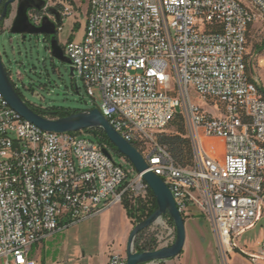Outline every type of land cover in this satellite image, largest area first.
<instances>
[{"label":"built area","instance_id":"built-area-1","mask_svg":"<svg viewBox=\"0 0 264 264\" xmlns=\"http://www.w3.org/2000/svg\"><path fill=\"white\" fill-rule=\"evenodd\" d=\"M44 2L40 12L27 13L33 26L44 17L55 23L49 8L61 22L74 15L69 0ZM87 2L82 39L62 49L72 76L91 99L99 91L97 110L168 187L179 213L198 206L219 256L227 257L238 250L237 238L264 219V96L246 60L249 30L264 26V0ZM178 113L192 149L186 167L156 140ZM82 134L41 131L0 93L1 264H37L31 248L59 230L125 199L146 201L141 176ZM166 221L153 224L166 232L152 233L153 251L174 241ZM247 257L261 264L264 241ZM107 264H126L125 256L111 254Z\"/></svg>","mask_w":264,"mask_h":264},{"label":"rangeland","instance_id":"rangeland-1","mask_svg":"<svg viewBox=\"0 0 264 264\" xmlns=\"http://www.w3.org/2000/svg\"><path fill=\"white\" fill-rule=\"evenodd\" d=\"M11 11L5 19L0 29V60L8 74V77L18 92L21 99L29 106L34 107H50L62 106L70 110L89 111L97 109L101 96L97 89H93L94 97L91 99L86 94V89L76 76L70 74V66L54 59L49 51V40H45L41 35H28L25 38L21 35L11 34L9 29L12 20L15 16L16 6L10 7ZM71 17H67L61 22V31L57 32L56 38L59 46L63 49L67 42L66 38V21ZM247 55L246 60L249 62L248 75L257 81L259 91L264 96V26L255 24L247 34ZM195 105H201L195 98L191 97ZM177 123L172 121L164 130L158 134L171 135L176 130ZM85 139H90L89 135L82 134ZM115 163L123 165L127 168L131 176L135 171L128 168L122 159L113 157ZM199 214L196 222L191 224L189 214L184 218L188 219V233L195 234L199 241H197V248L204 254L203 262L199 258L197 264H248L247 258L241 255L239 250H245L247 253H254L257 242L260 240L262 232H264V219L260 218L256 227L253 230L245 231L237 238V248L240 254H234L230 257L221 258L217 254V246L213 231L211 230L209 222L205 219L198 206H192ZM113 216L111 226L109 228V235L121 234V221L116 216L115 210L112 211ZM167 222V221H166ZM168 224V223H167ZM260 225L262 231H259ZM134 227V226H133ZM93 228L91 220L79 223L69 230V239H77L79 242H89L92 238L98 237L99 243L102 240V231L100 232ZM159 237H165L166 232L151 225L146 230V237L157 234ZM61 237H54V240H59ZM64 238H66L64 236ZM174 242V241H173ZM126 251V249H125ZM32 252V251H31ZM51 255V254H50ZM49 255V258H50ZM58 255V254H56ZM125 256V252L124 255Z\"/></svg>","mask_w":264,"mask_h":264},{"label":"water","instance_id":"water-1","mask_svg":"<svg viewBox=\"0 0 264 264\" xmlns=\"http://www.w3.org/2000/svg\"><path fill=\"white\" fill-rule=\"evenodd\" d=\"M3 1L0 0V4ZM13 5L16 6V12L9 29L10 33L21 35L23 38L28 35L49 37V51L51 56L59 62L70 66V61L64 56L62 48L59 46L55 37V23L58 24L60 21L59 12L55 8H49L48 12L54 17L55 23L48 17H44L40 26L36 27L29 22L27 13L29 11L40 12L45 5L44 0H6L3 4L0 21L5 18L7 8ZM70 74L73 75L71 67ZM0 93L8 107L15 111L23 120L34 125L41 131L63 134L93 129L101 130L116 151L132 166L135 173L141 176L143 182L155 198L157 209L146 220L132 228L125 251L126 264L160 263L174 259L181 254L186 239L185 224L168 187L158 176L148 170V166L140 153L110 126L97 109L82 111L56 120H50L34 113L15 91L1 60ZM101 152L109 159H112L111 154L106 148H101ZM166 215L171 218L174 224V242L169 247H164L156 251L135 252L134 242L136 236L153 225L158 218L165 217Z\"/></svg>","mask_w":264,"mask_h":264},{"label":"crops","instance_id":"crops-1","mask_svg":"<svg viewBox=\"0 0 264 264\" xmlns=\"http://www.w3.org/2000/svg\"><path fill=\"white\" fill-rule=\"evenodd\" d=\"M69 1L74 8V15L68 20H65L67 42L80 41L84 34L85 20L88 12V2L87 0ZM114 210L116 213V216L114 215V217L120 218L121 221L120 235L108 234L109 228L111 226L112 216L114 214L112 211ZM190 211V221L191 224H194L196 222V218L199 217V214L193 207L190 208ZM188 219L184 220L186 239L181 254L174 259L164 261L159 264H197L199 258L202 259L199 261L203 262L204 254L199 252L201 250L197 248V241H199V239L195 234L188 233ZM87 220H91L93 222V228L97 229L98 233L100 232L99 228H101V243H99L98 237L92 238L87 243H81L77 239L70 240L68 238L70 236V228L75 227L79 223ZM79 223L71 224L64 229L59 230L50 238L34 245L31 248L32 252L30 251V256L36 261L37 264H107L108 257L111 254H117L121 256L124 255L133 225L131 224L125 210L121 205H114L100 213L98 216L83 220ZM255 227L256 225L248 231L253 230ZM259 231H262L261 225ZM56 236H62V239L59 238L61 241L58 242V240H54V237ZM64 236L66 238H64ZM261 241H264V232H262L261 238L257 244ZM238 250L233 251L227 256L231 257L234 252H236V254L241 253V255H244L247 258V263L252 264L247 257V254L249 253H247L244 249L239 250V253ZM255 250L256 249L253 251ZM231 263L232 262L230 261L229 264ZM260 263L264 264V261H261Z\"/></svg>","mask_w":264,"mask_h":264},{"label":"trees","instance_id":"trees-1","mask_svg":"<svg viewBox=\"0 0 264 264\" xmlns=\"http://www.w3.org/2000/svg\"><path fill=\"white\" fill-rule=\"evenodd\" d=\"M10 11L11 10L9 7L7 11V15L10 14ZM58 25H61V21H59ZM0 29H1V24H0ZM45 40H49V37H45ZM27 106L34 113L44 118L50 119V120L62 119V118H66L71 115L77 114L79 112H82V111H77V110H70L62 106H50V107H45V108L34 107V106H29V105ZM172 121H175L177 123L175 132L171 135L157 134L156 140L158 144L163 146L168 151L173 161L177 165L181 167L189 166L191 163V159H192V149H191L190 140L186 133L184 119L182 118L181 114L178 113L175 115ZM77 133H80V132H77ZM82 133L89 135L91 141L96 143L101 148H106L111 154L112 159L113 157L122 159L124 160L128 168L134 170L132 166L128 163V161L125 158H123L116 151V149L110 144L105 134L101 130L99 129L86 130V131H83ZM121 206L125 210L126 215L129 218L133 226L136 225V223H141L142 221L146 220L157 209L155 198L153 197L149 189L147 191V198L145 202L141 200H136L135 202L130 203L125 199L121 203ZM165 218L167 220L168 225L174 228V224L171 218L168 215H166ZM182 218L185 220L183 215H182ZM146 230L140 232L136 236V239L134 242V250L138 253H142L146 251H153L156 247V241L154 239V235L152 234L146 237Z\"/></svg>","mask_w":264,"mask_h":264},{"label":"flooded vegetation","instance_id":"flooded-vegetation-1","mask_svg":"<svg viewBox=\"0 0 264 264\" xmlns=\"http://www.w3.org/2000/svg\"><path fill=\"white\" fill-rule=\"evenodd\" d=\"M6 0H4L1 4H0V16H1V13L3 11V4ZM9 8V7H8ZM8 8H7V11H8ZM11 10V9H10ZM8 17V15L6 14L5 18L3 20L0 21V24L2 25L3 22L5 21V19Z\"/></svg>","mask_w":264,"mask_h":264},{"label":"bare ground","instance_id":"bare-ground-1","mask_svg":"<svg viewBox=\"0 0 264 264\" xmlns=\"http://www.w3.org/2000/svg\"><path fill=\"white\" fill-rule=\"evenodd\" d=\"M158 222V219L156 220V222L155 223H157Z\"/></svg>","mask_w":264,"mask_h":264}]
</instances>
